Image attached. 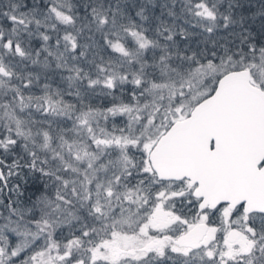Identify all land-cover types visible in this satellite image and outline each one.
<instances>
[{
  "label": "snow or ice",
  "instance_id": "6c2138e0",
  "mask_svg": "<svg viewBox=\"0 0 264 264\" xmlns=\"http://www.w3.org/2000/svg\"><path fill=\"white\" fill-rule=\"evenodd\" d=\"M0 264H264V0H0Z\"/></svg>",
  "mask_w": 264,
  "mask_h": 264
},
{
  "label": "trees",
  "instance_id": "16d2710c",
  "mask_svg": "<svg viewBox=\"0 0 264 264\" xmlns=\"http://www.w3.org/2000/svg\"><path fill=\"white\" fill-rule=\"evenodd\" d=\"M159 11V10H158ZM34 43H39L38 41L34 42ZM112 55H115V54H112ZM105 103H107V100H104Z\"/></svg>",
  "mask_w": 264,
  "mask_h": 264
}]
</instances>
